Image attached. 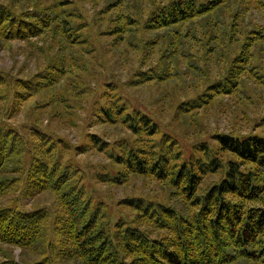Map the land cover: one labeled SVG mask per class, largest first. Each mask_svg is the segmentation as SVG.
I'll return each instance as SVG.
<instances>
[{"label": "trees", "instance_id": "16d2710c", "mask_svg": "<svg viewBox=\"0 0 264 264\" xmlns=\"http://www.w3.org/2000/svg\"><path fill=\"white\" fill-rule=\"evenodd\" d=\"M230 1L91 0L96 7L86 18L77 12L79 0H0V46L39 38L43 55L27 78L0 69V198L12 193L0 205V245L10 247H0V264H264V136L216 132L184 156L126 90L186 74L178 63L192 58V67L202 59L194 48H203L207 60L223 56L237 30L209 16ZM250 4L264 10V0H239L232 16ZM99 36L110 40L106 48ZM107 50L128 63L123 77L107 68ZM235 50L223 56L226 72L199 97L182 101L179 113L211 95L246 91L248 83L264 87V30L246 31ZM103 67L106 76L98 74ZM77 68L82 78L75 82ZM90 93L94 107L82 124L123 133L85 131L73 143L51 122L64 117L77 126L86 108L77 102ZM15 98L32 100L19 124L8 120L17 113ZM256 123L264 124V112ZM78 153L103 154L107 163L92 176V164H80ZM136 178L160 184L165 196L117 198L101 187ZM44 193L52 203L22 207L23 198Z\"/></svg>", "mask_w": 264, "mask_h": 264}, {"label": "rangeland", "instance_id": "374dc122", "mask_svg": "<svg viewBox=\"0 0 264 264\" xmlns=\"http://www.w3.org/2000/svg\"><path fill=\"white\" fill-rule=\"evenodd\" d=\"M238 1L239 0H231L229 4L209 16L211 20L214 18L222 19L223 26L230 28L229 25H231L233 29L237 30L233 38L228 41L227 49L223 50V56H225L227 52L236 51L235 48L240 44L244 33L249 29L262 28L264 30V10L257 5L250 4L245 11L240 10L241 15L232 16L230 8ZM75 4V6L78 7L77 12L85 14L86 18L91 17L96 7L91 0H79V2ZM202 21L203 20L194 22L193 27H200V25L206 22V19ZM109 42V39L99 36L98 44L103 48H106ZM259 43L260 41L257 42V46ZM40 44H42L41 39L37 38L33 40V42L13 40L8 45L0 46V69L11 72L18 77L27 78L31 76L37 71V66L43 63V55L40 54L39 50ZM194 49V54L198 53L202 56V59L194 58L195 61L192 65L194 68L190 65L192 58L181 59L178 63L179 69L186 72V74L181 73L175 80L170 82H154L133 88V94L126 88L127 92L132 97L133 104L144 109L158 124H160L162 127L160 130L161 132H166L177 140L184 156L191 154V146L193 143L202 140H210V134L216 132L230 131L245 134L255 130L264 136V124L260 126L256 125V122L264 112V87H258L251 83L246 85V91L241 90L239 92L236 90L218 96L211 95L206 101L190 109L186 114L179 113L178 105L182 101L199 97L202 92L207 91L210 84L219 79L228 68V63L223 56L219 57L212 55V59L207 60L203 48ZM106 52L109 53L108 55L110 58V63L106 64L107 68L110 69V73L114 71L117 74H121L120 77H123L122 68L128 65V63L124 59L119 62L118 54L113 56L110 55L109 50ZM130 52L131 54L133 53L132 51ZM156 55H158L156 52L152 54L153 57ZM178 59H180V55L176 57V60ZM135 61H137L136 58ZM131 63L132 62L129 64ZM86 64L90 66L88 62H86ZM105 70V67L99 68L98 74L104 72V76L108 75ZM81 73L82 70L77 68L76 72L70 75V79H76L75 82H77V80L82 78ZM13 97L14 96L9 98V102L13 100ZM95 97V93H90L87 96L83 95L82 100L77 102L78 107L79 104L86 106L85 109L81 108L78 112L79 116L76 117L74 121L77 123V126H69L63 117L61 120L51 122V127L54 128L53 130L66 134L73 143H77L79 138L80 140L83 139V135L81 134L85 131L99 132L105 137H117L121 135L123 131L111 125L104 126L95 123H90L88 125L82 124L85 115L87 118L88 112L94 107ZM22 100L23 99L20 100L15 98L17 113L8 120L18 124L23 120V117H25V115L23 116L24 111L30 110L28 107L31 105L32 100L28 103H24ZM70 100L72 101L73 98ZM49 115L53 116L51 114ZM0 118L2 119V115H0ZM46 122V115L42 113V123L46 124ZM76 158L81 161L80 164H92L93 167L90 170L92 176H94L96 170L102 169V166L107 163L106 157L100 153H78ZM92 182L94 183V180ZM96 186H100V184ZM101 187L105 192L117 198L125 195L137 194H157L159 198L165 196L164 192L160 189V184L142 178L131 180L127 186L101 185ZM9 196L11 197L12 193H10ZM8 197L0 198V205L8 204L10 200ZM52 200L53 197L51 195L44 193L34 201L31 198H23L22 207L31 210L38 204L52 203ZM0 247L6 250L10 248L6 245H0ZM18 252V248L13 249V254L17 255ZM2 255L3 250H0V257H2ZM60 264L70 263L61 261Z\"/></svg>", "mask_w": 264, "mask_h": 264}]
</instances>
